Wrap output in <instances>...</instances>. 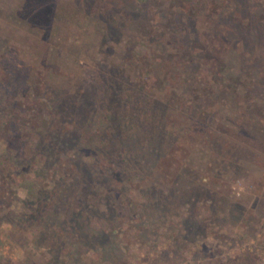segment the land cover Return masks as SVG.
<instances>
[{
    "label": "rangeland",
    "instance_id": "obj_1",
    "mask_svg": "<svg viewBox=\"0 0 264 264\" xmlns=\"http://www.w3.org/2000/svg\"><path fill=\"white\" fill-rule=\"evenodd\" d=\"M0 264H264V0H0Z\"/></svg>",
    "mask_w": 264,
    "mask_h": 264
},
{
    "label": "trees",
    "instance_id": "obj_2",
    "mask_svg": "<svg viewBox=\"0 0 264 264\" xmlns=\"http://www.w3.org/2000/svg\"><path fill=\"white\" fill-rule=\"evenodd\" d=\"M120 152L121 151L115 152L111 158H114L113 156L117 157L118 153L120 154ZM163 153L166 154V158L169 157L170 153L167 154V151H164ZM121 159H123V157H121ZM166 160L167 159H162V164L165 165L166 167L164 166V168H161L163 172L160 173L161 178L160 180L158 179V181L160 184L166 187L165 190H169L171 188V185L169 183H164V182L166 181V178L169 175L168 168H170V165L172 163L170 164L171 160H169V158L167 161ZM82 167L78 168L77 172L75 171V169L69 170V171L66 170V172H64V176H66V178L64 179V182L61 183V186H56L55 189L52 190V195H67V197L69 198V201H71L73 198H76L75 195H80V196L85 195V194L87 195L89 191L87 189L88 187L86 186L88 183V176H87V173H84V171L81 170ZM160 171L161 170L159 169L158 172ZM208 172L209 171L206 170V173H205L206 179L204 181L199 180V185L194 183L190 189L185 188L180 193H183V195H189V197L193 195H198V193H200L203 189H205L203 188L202 185L205 183H209L211 179V176L209 177L210 174ZM176 174H178V172ZM77 176H80V181H77V180L75 181V179H77ZM159 191H163V190L159 189Z\"/></svg>",
    "mask_w": 264,
    "mask_h": 264
}]
</instances>
